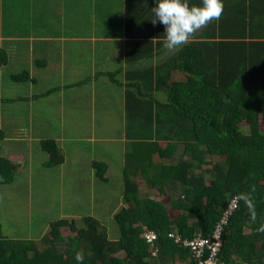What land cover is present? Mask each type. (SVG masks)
<instances>
[{
  "label": "trees",
  "instance_id": "16d2710c",
  "mask_svg": "<svg viewBox=\"0 0 264 264\" xmlns=\"http://www.w3.org/2000/svg\"><path fill=\"white\" fill-rule=\"evenodd\" d=\"M242 5L245 9V2ZM235 14L230 17L233 25L227 21L219 33L205 27L195 39L160 59L158 70L182 75L180 80L161 78L163 102L147 93L141 100L146 105L133 106L146 107L136 115L151 128L145 136L142 129L140 133L135 129L127 140L122 205L112 214L116 239H108L92 216L82 217L80 226L58 218L49 222L39 246L34 239L0 237V264H78L77 251L84 256L83 264H195L190 249L175 243L168 233L183 239L208 237L229 199L251 192L252 186L257 221L252 222L238 201L224 227L219 259L223 264H264V232L257 231L264 219V17L256 31L247 34L248 18ZM2 56L6 57L4 52ZM152 61L146 50V62ZM107 75L115 81L114 73ZM12 78L23 81L27 72ZM160 140L166 144L161 146ZM177 145L180 152L174 155ZM39 146L48 155L47 166L62 162L53 139H42ZM154 154L162 161H153ZM93 165L101 179L104 165ZM14 171L16 165L0 155V185L13 183ZM138 181L156 189L161 198L141 193ZM62 227L70 234L63 236ZM144 230L156 233L155 258L140 236Z\"/></svg>",
  "mask_w": 264,
  "mask_h": 264
},
{
  "label": "crops",
  "instance_id": "0c3cea01",
  "mask_svg": "<svg viewBox=\"0 0 264 264\" xmlns=\"http://www.w3.org/2000/svg\"><path fill=\"white\" fill-rule=\"evenodd\" d=\"M188 2L190 5L200 4L202 0ZM243 2L245 9H242ZM223 4L221 18L205 26L209 32L219 33L221 28L224 30L229 20L233 25L230 17L238 13L248 18L246 22H250L244 29L248 34L249 31H256L261 18L264 17V0H223ZM252 4L254 5L251 6ZM154 6L155 0H0L1 121L3 122L8 112L14 114V106L17 105L18 108L21 101L26 108V123H32L31 119L37 118L32 110L35 97L40 98L39 96L46 95L49 90L56 91L61 97L68 91L76 101L69 121H64L62 111L58 112L59 120L64 124L63 128L59 126L67 130L68 135L63 134L62 137L53 139L62 156L60 165L68 158L75 159L81 145H85L93 169V163L104 161L102 178L99 179L105 182L107 177L102 175L112 173L111 170L116 167L110 160L113 151L107 152L109 148L106 150L105 146L111 142L120 143L123 152L124 144H128L127 140H130L135 129L137 133L142 129L141 133L145 136L151 128L144 123L146 121L143 116L136 115V111L145 112L146 107L135 109L133 106L144 105L146 101L141 103V100L146 98L147 93H151L158 102H163L166 91L160 83L161 78H182V75L175 71L168 76L165 71L156 67L161 63H158L160 59L168 58L175 50L170 52L163 47V26L152 23ZM21 10L26 11L24 19L18 17ZM4 16L6 22L3 20ZM82 17L90 23L83 25ZM205 27L199 31L205 30ZM146 34H151V37ZM154 34L161 35L158 37ZM194 36L190 40L195 39ZM72 42H76V45ZM74 49H78L76 55H72ZM146 50L150 51L153 57L149 64L146 62ZM3 52L5 58L2 56ZM75 57L78 65L72 69L70 65ZM39 69L44 76L42 87L38 89L40 92H35ZM24 70L27 72V78L14 81L12 75ZM110 72L114 73L115 81L109 79L107 73ZM147 73L150 76H147ZM49 81L56 83L50 87ZM22 83H26L25 86H21ZM52 95L53 93L47 94L48 105ZM10 101H16L17 104L8 107ZM127 109L132 112L130 116L126 115ZM45 112L47 119L53 120L54 111L52 110L50 115L46 107ZM15 122L16 120L13 123ZM46 128L48 129L47 126ZM0 135V155L16 165V172L23 171V155L5 153L7 146L2 142V131ZM65 138L69 141L67 146L70 145L75 150H63L64 145L61 142H64ZM78 138L82 140L76 141ZM158 143L164 146L166 141L160 140ZM179 152L180 146L177 145L174 155ZM152 158L156 162L162 161L156 154ZM46 161L47 159L42 163L46 165ZM122 165L123 160L120 169ZM71 166L73 165H69ZM94 175L97 177L95 169ZM146 189L148 194L154 191L156 199L161 198L156 189L147 186ZM121 192L122 188L118 202L119 199L121 201Z\"/></svg>",
  "mask_w": 264,
  "mask_h": 264
},
{
  "label": "rangeland",
  "instance_id": "374dc122",
  "mask_svg": "<svg viewBox=\"0 0 264 264\" xmlns=\"http://www.w3.org/2000/svg\"><path fill=\"white\" fill-rule=\"evenodd\" d=\"M25 13L24 10L19 11L18 17L24 19ZM5 19L4 16V22H6ZM81 19L84 22L83 25L90 23L83 17ZM72 43L76 45V42ZM77 53L78 49L72 50V55ZM77 65L75 57L70 67L74 69ZM37 74L39 77L35 92H40L38 89L42 87L44 73L39 69ZM49 83L52 87L56 81H49ZM24 84L20 85L25 86ZM49 93H53V95L49 99L50 104L48 105L46 97ZM47 94L39 96L40 98L35 97L32 110L33 115L36 114L37 118L31 119L32 123H26L24 118V109L26 108L21 101H19L18 108L17 105L14 106V114L8 112L3 122L0 119V131L4 136L2 142L7 146L4 152L7 154L20 153L24 157V163L21 164V167L24 165V170L14 171L15 181L11 184L0 185V237L34 239L36 245L39 246L40 237L48 233L50 221L65 218L73 220L76 226H80L81 218L89 215L105 228L108 239H116L118 228L112 219V214L122 205L120 199L119 202L117 199L122 188L120 164L125 150L122 152L120 143L111 142L105 146L106 150L109 148L107 152L113 151L110 160L116 166L111 170L112 173L102 175L107 177L105 182L95 177V168L93 169L91 166V158L87 155L88 151L85 150V145H81L80 152L76 153L75 159L68 158V161L59 164L60 166L44 165L42 162L48 158V155L46 151L39 148V141L49 137L51 139L62 137L63 134L67 136V130L62 129L64 124L59 120L58 112L62 111L64 121H69V116L76 105L74 97L68 91H65L61 97L56 91H48ZM81 100L80 96V104ZM14 104H17L16 101L14 103L10 101L7 106L10 107ZM46 107L50 115L51 111H54L51 121L46 117ZM15 120L16 122L13 123ZM64 140L61 142L64 145L63 150L68 152L75 150L70 145L67 146L68 139ZM79 140L82 139H76V141ZM128 145L124 144V149ZM46 156L47 158H45ZM103 162L102 160L99 163ZM69 165L73 166L69 167ZM57 172H59L58 175ZM138 186L140 192L146 193L147 189L143 182L138 181ZM149 195L154 199L157 197L154 191L149 192ZM61 233L63 236L70 234L67 227H62ZM58 249H61V246ZM118 255L121 254L118 253Z\"/></svg>",
  "mask_w": 264,
  "mask_h": 264
},
{
  "label": "clouds",
  "instance_id": "9594fccd",
  "mask_svg": "<svg viewBox=\"0 0 264 264\" xmlns=\"http://www.w3.org/2000/svg\"><path fill=\"white\" fill-rule=\"evenodd\" d=\"M223 0H202L200 4H189L188 0H155L152 7V23L163 26L165 37L163 47L174 51L189 43L199 30L214 20H219L223 14ZM256 191L252 186L251 192H240L238 201H242L252 222L257 221V210L252 193ZM264 232V219L257 229ZM78 264H83L84 256L77 251L74 254Z\"/></svg>",
  "mask_w": 264,
  "mask_h": 264
},
{
  "label": "built area",
  "instance_id": "2783aa9c",
  "mask_svg": "<svg viewBox=\"0 0 264 264\" xmlns=\"http://www.w3.org/2000/svg\"><path fill=\"white\" fill-rule=\"evenodd\" d=\"M237 202V195H234L229 199L226 208L223 210L218 221L215 222L208 237L197 235L192 239H183L180 235L173 231H170L168 236L173 238L175 243L181 244L183 247H188L190 249L191 256L194 259L195 264H223V262L219 259L222 234L230 215L237 206ZM140 236L143 238L145 243H147L150 256L155 258L158 251L157 246L154 244V241L156 240V233L153 230H144Z\"/></svg>",
  "mask_w": 264,
  "mask_h": 264
}]
</instances>
